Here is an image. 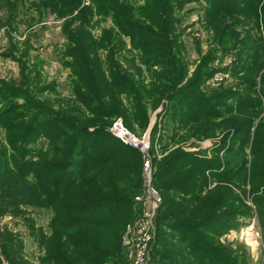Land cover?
Returning <instances> with one entry per match:
<instances>
[{"label":"trees","instance_id":"trees-1","mask_svg":"<svg viewBox=\"0 0 264 264\" xmlns=\"http://www.w3.org/2000/svg\"><path fill=\"white\" fill-rule=\"evenodd\" d=\"M59 1L79 5L81 0ZM90 1L92 6L84 7L86 15L91 17L96 10L100 15L109 16L121 34L130 36L135 52L141 57L140 67L132 62L136 73L124 69L117 57L121 52L108 48L103 40L101 44L109 50L104 61L95 51L87 50L78 37L72 36L70 42L76 47L67 52L71 56L68 64L72 66L71 101L67 104L70 109L53 112L41 110L43 105L36 108L34 104L31 105L37 111L34 114V109L15 103L0 113V125L7 130L0 167L31 185L30 189L5 182L9 191L1 193L9 195L0 197V208L18 209L30 198L36 208L45 207L52 213L51 233L40 242L45 254L38 264H127L121 253V237L115 232L123 229L125 219L134 214L133 191L139 184L130 182L124 186L126 193L110 192L95 200L87 197L90 189L84 187L90 186L88 181L93 172L106 167L111 170L112 165L121 169L122 178H129L130 173L137 172L132 159L142 165V156L139 150L114 137L108 130L110 126H102L101 120L123 117L128 128L135 123L146 125L150 118L147 100L154 102L162 94L161 85L167 84L173 87L169 109L184 122L229 120L228 116L238 117L236 114L240 112H264V89L258 91L251 79L241 83L245 88L239 85L238 89H227L214 97H205L197 91L195 82H202L203 75L196 76L192 82L194 90L176 87L180 79L173 71L175 61L170 54L178 37L173 18H167L166 14L174 15L176 6L181 8L183 3L199 0H145L139 7L132 2L129 5L127 0ZM237 1L243 7L249 3L248 0H206L205 19L211 23L217 17L235 14L242 9ZM254 1L258 4V0ZM19 3L8 0L13 9ZM157 9L165 13H157ZM87 21L84 19V25ZM86 36L91 39L89 34ZM111 37L103 35L106 40ZM258 50L256 43L255 54ZM254 62L255 55L254 61L253 57L242 58L234 67L235 70L254 69ZM21 95L27 99L25 94ZM0 98L5 103L14 99L2 94ZM28 103L31 104L29 98ZM241 117L228 122L233 125L231 135L221 145H214L209 156L183 152L174 157L175 162L179 160L177 163L171 160L162 169V174L167 176H176L181 169L192 171L158 186L164 200L157 217V237L150 264H249L244 253L229 252L231 249L217 242L220 235L240 223L244 216L237 205L233 206L234 191L226 187L249 185L258 213L264 217V117L258 124L255 123L257 116L244 113ZM254 125H257L255 133L252 132ZM41 138L48 142L44 149L27 146ZM82 189L83 199L76 195ZM166 192L184 202L177 208L167 209ZM190 212L191 217L186 219ZM3 242L6 247L21 248L17 238H6ZM12 260L15 259L10 260L14 264Z\"/></svg>","mask_w":264,"mask_h":264},{"label":"rangeland","instance_id":"rangeland-1","mask_svg":"<svg viewBox=\"0 0 264 264\" xmlns=\"http://www.w3.org/2000/svg\"><path fill=\"white\" fill-rule=\"evenodd\" d=\"M11 1L20 3L13 9L14 7H9L8 0H0V94L9 98L14 97V99L6 103L0 102V113L15 103L34 109V114L37 113L35 106H31L34 104L36 108L43 105L41 110L45 108L53 112L70 109L67 108V104L71 101L72 66L68 64L71 56L67 52L76 47L70 42L72 36L78 37L86 45L87 50L95 51L94 53L99 55L102 61L109 55L108 48H114L121 52L122 56L120 54L117 56L118 62L128 72L136 73L132 62L134 65L136 63L137 66H141L139 61L141 57L135 52L130 36L121 34L111 17L100 15L96 10L91 17L86 15L88 12H83L84 7L92 6L90 0H81L79 5L62 3L59 0H9ZM131 2L135 7H139L144 4L145 0H127L129 5ZM248 2L247 6L243 7L241 2L237 1V6L242 9L237 10L233 15L217 17L211 23L205 19L206 0L183 3L181 8L176 6L177 10L174 11V15L166 14L167 18H173L174 32L178 37L175 40L176 46L170 54L175 61L173 71L180 79L176 87L194 90L195 86H192V82L197 79L196 76L203 75L202 82L198 83L196 80L195 83L198 84L197 91L202 92L205 97H214L231 88L238 89L239 85L246 81L244 79L253 80L258 91L264 89V0H258V4L254 0H248ZM156 12L165 13L161 9H157ZM84 19L88 20L86 25H84ZM136 19L144 21L143 18L136 17ZM84 33L85 36H83ZM86 34H89L91 39H88ZM105 34H110L112 37L106 40L103 38ZM102 40L108 48L101 44ZM138 41L140 43L144 40ZM256 43L259 45L260 52L258 50L255 54ZM254 55L256 68L235 70L234 65L240 59L253 57L254 61ZM259 62L261 65L258 64ZM143 68L145 69V66ZM49 87H53L54 90L49 91L51 89ZM241 87L245 88L246 85L245 87L241 85ZM3 89L7 91L4 92ZM11 89L19 91L12 93ZM160 89L162 94L154 102H150L151 99L147 100L149 122L146 125L131 124L132 127L129 129L140 136L145 133L150 134L152 143L150 153L154 170L153 186L158 189L163 203L164 196L158 186L192 171L187 168L177 171L176 176L162 174V169H165L169 161H174L176 159L174 157L183 152H199L209 156L214 145L215 147L221 145L224 138L231 135L233 125L228 123L229 121L240 120L244 113H249L257 116L255 123L258 124L264 117V112H240L241 115L236 114L239 115L238 117L228 116L229 120L221 118L212 121L210 119L199 120L196 123L184 122L182 117H175L169 109V97L173 87L167 84L161 85ZM21 93L25 94L27 99ZM28 98L31 104L28 103ZM117 118L124 121L123 117L104 119V121L101 120L102 126H110L108 130L111 132L112 123ZM256 127L257 125H254L252 132L255 133ZM6 131L5 127L0 125V152L7 145ZM47 143L45 138H41L35 144L27 146L42 150ZM132 162L137 172L130 173L129 178H122L121 169L119 170L117 165H112L111 170L106 167L93 172L88 181L90 186L84 187L90 189L87 190L90 193L87 197L95 200L110 192L117 193V195L126 193L123 190L124 186L130 182L139 184L138 188L133 191L134 214L125 219L126 224L123 229H116L115 232L118 233L119 238L121 237L120 245L123 247L121 253L123 251L127 264L134 263L133 250L127 246V238L131 236L133 227L150 207L145 198L148 189L145 186L143 164L141 165L135 158ZM5 182L9 185L19 183L31 189L29 183H24L9 170L0 167V197L9 195L1 193L2 190L9 191ZM226 188L234 191L231 195L233 206L237 205L238 210L241 214L244 213V216L241 217L240 223H236L220 235L217 242L231 249L229 252L244 253L249 264H264V224H262L264 217L258 213L250 186L246 185L244 188L228 186ZM115 189L118 190L115 192ZM218 189H224V187ZM84 194L83 189L76 192V195L82 199ZM171 195L173 194L169 192L165 194V197L167 196L165 206L169 204L167 209L177 208L184 202L181 198H174ZM141 197L144 198L137 201ZM26 200L28 202L21 203L18 209L0 208V264H11L12 258L15 259V261L12 260L14 264L25 262L38 264L45 254V249L40 242L51 233V210L45 207L36 208L30 198ZM72 200L75 201V198ZM161 205L157 210V217ZM194 206L195 204L192 207ZM18 211L21 213L18 214ZM157 217L155 219L156 230H158ZM190 217L191 212L186 214L185 218ZM252 223L260 233L258 247L249 246L241 239V231ZM10 237L19 239L21 248L4 246L3 239ZM111 237L113 239L112 234ZM108 239L111 241L110 238ZM45 241L49 243L50 240Z\"/></svg>","mask_w":264,"mask_h":264},{"label":"built area","instance_id":"built-area-1","mask_svg":"<svg viewBox=\"0 0 264 264\" xmlns=\"http://www.w3.org/2000/svg\"><path fill=\"white\" fill-rule=\"evenodd\" d=\"M112 135L131 148L139 150L142 156L143 173L145 176V186L147 187V196L145 197L150 207L143 214V217L133 227L131 236L127 238V246L133 250V264H150L151 253L156 240L157 230L155 228V219L157 210L162 203V197L156 187L153 186L154 170L152 165V155L150 153L152 143L149 133L143 136L137 135L127 127L121 118H117L110 129ZM144 197L138 198L141 201ZM260 233L255 229L252 223L241 231V239L249 246H259Z\"/></svg>","mask_w":264,"mask_h":264}]
</instances>
